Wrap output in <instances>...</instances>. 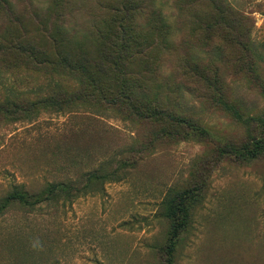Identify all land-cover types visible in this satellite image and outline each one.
<instances>
[{"label": "rangeland", "instance_id": "374dc122", "mask_svg": "<svg viewBox=\"0 0 264 264\" xmlns=\"http://www.w3.org/2000/svg\"><path fill=\"white\" fill-rule=\"evenodd\" d=\"M227 1L247 18L263 55L259 76L244 74L228 49L219 54L216 43L207 42L200 29L203 0H136V21L146 31L150 52L146 63L134 66L142 72L141 83L209 127L208 140L163 135L156 125L115 109L0 119V196L12 184L31 191L61 181L81 187L87 172L115 171L74 198L32 211L15 207L0 217V264H264V157L243 161L214 151L213 138L242 139L246 127L205 96L206 85L185 61L194 66L197 58L215 69L246 114L264 112L257 81L264 80V0ZM115 5L116 0H7L0 4V48L17 36L43 44L49 40L46 31L53 34L62 26L70 48L91 56L97 29ZM159 14L168 25V40L154 20ZM3 65L0 56V100L10 89L47 91L46 74ZM197 184L201 202L169 253L162 201L173 188Z\"/></svg>", "mask_w": 264, "mask_h": 264}, {"label": "trees", "instance_id": "16d2710c", "mask_svg": "<svg viewBox=\"0 0 264 264\" xmlns=\"http://www.w3.org/2000/svg\"><path fill=\"white\" fill-rule=\"evenodd\" d=\"M113 13L104 25L97 29L95 54L76 53L70 48L62 26L57 27L43 44L19 36L0 48L5 67L24 65L33 72L46 74L48 86L43 91L27 92L10 89L0 100V119L6 121H29L43 112L73 111L77 108L98 110L115 109L134 120L156 125L163 135L198 136L211 138V130L186 110L162 101L150 88L141 83L142 72L134 69L150 58L149 46L145 43L146 31L139 29L136 21V0H116ZM206 4L200 29L206 32L208 43H216L219 54L225 49L244 74L258 75L263 56L254 46L247 19L227 0H203ZM7 0H0V4ZM158 15V14H157ZM200 18V16H199ZM160 35L168 40V25L157 16ZM154 22V23H156ZM153 23V24H154ZM156 27V25H154ZM165 28V31H164ZM194 66L185 59L191 74L206 85L205 96L246 127V136L224 142L214 139L217 154L253 161L264 157V112L246 114L241 104L233 100L223 77L215 69L202 66L195 59ZM3 65V66H4ZM213 71V74L210 72ZM264 93V80L258 79ZM33 92V93H32ZM31 93L33 95H31ZM86 183L78 187L70 181L49 183L39 191H31L26 184L9 186L0 196V217L15 207L32 211L44 203L66 201L99 186L115 175L94 170L86 173ZM201 202L199 184L192 187L173 188L162 201L164 216L169 221L168 252L173 253L181 235L189 228L192 211Z\"/></svg>", "mask_w": 264, "mask_h": 264}]
</instances>
